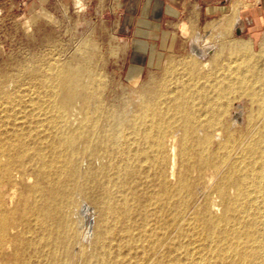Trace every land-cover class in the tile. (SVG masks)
<instances>
[{
  "label": "bare ground",
  "instance_id": "bare-ground-1",
  "mask_svg": "<svg viewBox=\"0 0 264 264\" xmlns=\"http://www.w3.org/2000/svg\"><path fill=\"white\" fill-rule=\"evenodd\" d=\"M211 51L109 94L85 59L0 71V264H264V89Z\"/></svg>",
  "mask_w": 264,
  "mask_h": 264
},
{
  "label": "rangeland",
  "instance_id": "rangeland-1",
  "mask_svg": "<svg viewBox=\"0 0 264 264\" xmlns=\"http://www.w3.org/2000/svg\"><path fill=\"white\" fill-rule=\"evenodd\" d=\"M121 3L118 0H0V71L9 72L19 63L32 69L37 67V62H40L41 71L52 63L65 71H83L80 61L85 59L89 68L100 70L106 84L105 92L109 94L121 88L139 87L150 75H159L166 61H191L194 41L201 46H214L212 42H215L219 46L214 47L218 56L213 59V65L218 71L243 68L244 65L254 67L257 72L247 73V77L255 74L261 80L254 85L255 91L264 89V54L260 50L264 42L258 46L251 44L243 34H230L229 24L206 25L201 36L196 27L187 28L180 23L176 48L159 54L158 63L138 64L134 52L149 54L154 50L133 48V34L127 31L133 18ZM182 29L186 33L183 34ZM212 56L213 53L209 57ZM229 98L227 122L232 127L236 126L233 120L239 112L241 121L237 120V123L242 127L250 113L257 114L258 106H251L239 90L234 89ZM65 101L66 97L62 96L60 103ZM263 116L262 113L260 118ZM260 118L257 114L255 122Z\"/></svg>",
  "mask_w": 264,
  "mask_h": 264
},
{
  "label": "crops",
  "instance_id": "crops-1",
  "mask_svg": "<svg viewBox=\"0 0 264 264\" xmlns=\"http://www.w3.org/2000/svg\"><path fill=\"white\" fill-rule=\"evenodd\" d=\"M118 1L122 2L123 9L133 18L127 30L133 34V48L154 50L149 54L134 52V58L138 59L140 65L158 63L161 58L159 54L176 48V32L180 23L187 28L196 27L201 36L206 25L216 27L229 24L230 34H243L251 44L256 43L258 46L264 42V0ZM212 44L215 45L201 46L196 43L204 51L211 48L214 55V47L219 45L215 42ZM260 50L264 54V43Z\"/></svg>",
  "mask_w": 264,
  "mask_h": 264
}]
</instances>
